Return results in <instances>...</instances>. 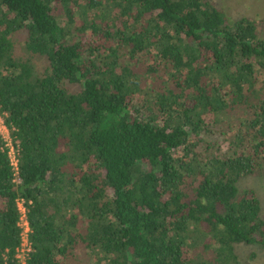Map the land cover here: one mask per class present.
I'll return each mask as SVG.
<instances>
[{"label": "trees", "instance_id": "1", "mask_svg": "<svg viewBox=\"0 0 264 264\" xmlns=\"http://www.w3.org/2000/svg\"><path fill=\"white\" fill-rule=\"evenodd\" d=\"M22 36L21 41L19 37ZM40 62V63H39ZM41 65V68H40ZM0 264H242L264 250V29L212 0H0Z\"/></svg>", "mask_w": 264, "mask_h": 264}, {"label": "rangeland", "instance_id": "2", "mask_svg": "<svg viewBox=\"0 0 264 264\" xmlns=\"http://www.w3.org/2000/svg\"><path fill=\"white\" fill-rule=\"evenodd\" d=\"M216 7L231 18L246 16L253 18L264 29V0H212ZM22 36L18 41H21ZM40 63V62H39ZM41 68V65H40ZM240 189H251L257 195L264 216V176L241 179ZM235 252L242 264H264V250L257 246L236 245Z\"/></svg>", "mask_w": 264, "mask_h": 264}, {"label": "built area", "instance_id": "3", "mask_svg": "<svg viewBox=\"0 0 264 264\" xmlns=\"http://www.w3.org/2000/svg\"><path fill=\"white\" fill-rule=\"evenodd\" d=\"M0 136L4 141V148L6 149L7 157L9 159L11 168L13 170V174L16 178L18 172V159L16 157L17 151L14 146V143L10 139L9 131L6 128L4 120L1 116H0ZM17 205L19 211V220L17 226L20 229V245L16 249L15 257L18 261V264H26V258L31 250L29 238H28L30 228L27 221L26 209L24 208L22 201H18Z\"/></svg>", "mask_w": 264, "mask_h": 264}]
</instances>
